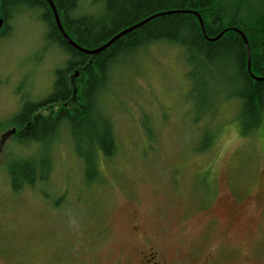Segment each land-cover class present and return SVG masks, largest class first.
Wrapping results in <instances>:
<instances>
[{
    "label": "rangeland",
    "instance_id": "374dc122",
    "mask_svg": "<svg viewBox=\"0 0 264 264\" xmlns=\"http://www.w3.org/2000/svg\"><path fill=\"white\" fill-rule=\"evenodd\" d=\"M129 1L77 0L72 13L95 20ZM245 1L264 8V0ZM22 6L0 34L1 122L17 112L21 99L50 94L55 68L68 58L50 40L42 10ZM179 51L148 43L112 67L103 104L116 152L98 157L91 183L65 125L51 144L5 138L0 264H138L143 246L190 264H264V114L256 131L241 134L240 104L229 96L232 77L226 97H197ZM50 106L56 104L38 112L46 115ZM31 154L51 157L52 170L46 180L13 191L8 164Z\"/></svg>",
    "mask_w": 264,
    "mask_h": 264
},
{
    "label": "trees",
    "instance_id": "16d2710c",
    "mask_svg": "<svg viewBox=\"0 0 264 264\" xmlns=\"http://www.w3.org/2000/svg\"><path fill=\"white\" fill-rule=\"evenodd\" d=\"M57 8L58 17L68 36L82 47L96 48L106 43L110 37L133 23L144 19L158 11L191 10L200 14L204 24L206 37H215L225 28L218 40H207L203 36L198 18L189 12L170 13L157 16L133 31L116 39L109 47L95 55L83 54L72 48L61 37L55 26L51 8L42 0H0V34L6 29L7 22L14 13L24 11L22 5L34 8L35 3L42 10L41 17L48 27L49 38L58 43L62 51L68 55L61 68H55L54 82L50 94L38 100L22 99L19 110L6 119V126L23 125V134L14 136L15 143H46L56 140L57 127L65 125L70 129L74 143V153L83 165L87 183L96 179L98 157H112L115 154L116 139L110 116L104 106V89L109 82V72L117 64L126 62L141 47L148 43H167L178 47L179 61L184 66V74L188 78L190 91L197 97L225 95L228 89L227 77H232L234 91L229 96L236 98L240 104L239 118L241 134L248 135L256 131L264 114V80H255L247 71L245 47L241 36L234 28L239 29L248 40L250 48V71L257 77H264V8L247 3L245 0H132L109 6L110 15L97 19L85 13L73 14L77 0H52ZM246 3L247 7H242ZM249 10V15H243ZM111 24V25H109ZM226 53V54H225ZM127 56L123 59V57ZM227 58L234 61L232 68L227 63L218 64L217 60ZM79 73L74 84L76 93L74 105L67 108L60 106L46 115L34 114L37 109L47 104L60 103L72 96L68 89L66 75ZM102 69L104 70L102 72ZM228 97V96H227ZM203 99V98H202ZM199 100L198 105L204 103ZM206 106V105H205ZM201 108L196 111L200 112ZM31 115H34L32 119ZM32 119V120H31ZM31 120L28 128L26 123ZM0 122V129L6 128ZM56 137V138H55ZM211 141V136L209 137ZM46 141V142H45ZM36 161V162H35ZM51 157L45 156L35 160L18 156L10 160L8 172L13 191L25 185L32 186L36 181L48 178ZM51 169V170H50Z\"/></svg>",
    "mask_w": 264,
    "mask_h": 264
},
{
    "label": "water",
    "instance_id": "95a60500",
    "mask_svg": "<svg viewBox=\"0 0 264 264\" xmlns=\"http://www.w3.org/2000/svg\"><path fill=\"white\" fill-rule=\"evenodd\" d=\"M48 3V0H45ZM48 5L51 8V12H52V16L54 18L55 21V25L57 27V30H59V32L62 35V38L65 40V42H67L72 48H75L77 51L83 53V54H89V55H95L98 52L104 50L105 48L109 47L110 44H112L113 42L116 41V39L120 38L122 35L133 31V29L138 28L139 26L145 24V22L152 20L153 18H157V16H161V15H169L170 13H182V12H189V13H193L197 16L198 18V22L199 25L201 27V31L204 37H206L205 35V29H204V24H202V20H201V16L198 12L191 11V10H176V9H170L167 11H158L157 13H153L149 16H146L144 19L133 23V25H130L124 29H121L120 32H118L117 34L113 35L112 37L109 38V40L106 43H103L102 45L97 46L96 48H87V47H82L80 46L77 42H75L73 39H71L68 34L66 33V31L63 29L62 24H61V20L58 17V13H57V8L54 5L53 1L51 4L48 3ZM53 5L55 6V11H53ZM2 19L0 18V26L2 24ZM58 21V22H57ZM227 29H231V28H225L224 30H222L218 35H216L215 37H206L207 40H211V41H215L218 40L220 38V35L226 31ZM235 31L241 36L242 41H243V47H245V55H246V59H247V71L249 72V74L251 75V77L257 81L259 80H264L263 76H255L251 71H250V64H251V59H250V48L248 47V40L246 35H244L239 29L234 28ZM79 73L78 70H75L74 74L77 75Z\"/></svg>",
    "mask_w": 264,
    "mask_h": 264
},
{
    "label": "flooded vegetation",
    "instance_id": "af4514ba",
    "mask_svg": "<svg viewBox=\"0 0 264 264\" xmlns=\"http://www.w3.org/2000/svg\"><path fill=\"white\" fill-rule=\"evenodd\" d=\"M43 2H47V1H45V0H42ZM37 4L35 3V5L34 6H36ZM38 7V6H37ZM39 9H41L40 7H38ZM85 13H83V15H84ZM56 26V25H55ZM57 28V27H56ZM57 31H59V30H57ZM60 33V32H59ZM61 34V33H60ZM68 34V33H67ZM61 37H62V35H61ZM65 41V40H64ZM58 44V43H57ZM75 70L76 69H74V71L73 72H75ZM78 75V74H77ZM77 75H75L74 73H69L68 75H66V79H68V89H69V91L71 92V94H72V96L70 97H68V99H66V100H64V101H61L59 104L60 105H58V103H50V104H47L48 106L49 105H53V104H56V106H55V109L54 110H57L60 106H66L67 108H69V107H71L72 105H74V96H75V93H76V88H75V84H74V81H75V78H76V76ZM22 103V99L20 100V104H19V107H18V109H17V111L19 110V108L21 107V104ZM46 105V106H47ZM46 106H43V107H46ZM50 111L49 112H51V110H53V106L51 107L50 106ZM39 111V109H37V112L36 113H34L35 115L36 114H38L39 115V113L40 112H38ZM42 114V113H41ZM43 115V114H42ZM32 117V119H34V115H31ZM9 117H11V116H9ZM31 119V120H32ZM8 120V119H7ZM31 120L30 121H28L27 123H26V128H28L29 127V125H30V123H31ZM1 122V121H0ZM4 123H5V126H6V121H4ZM23 125H25V124H11L10 123V125H8L10 128H8L7 130L11 133L10 135H8L6 138H8L9 136H12V137H14L15 135H18V136H20V135H22L23 134ZM8 126H6V127H8ZM1 130V129H0ZM134 228V227H133ZM146 240H149L148 238L146 239ZM152 246H148L147 248H145L144 246H143V251H140L139 252V260H138V264H190L189 263V261H179V259L178 258H175V257H177V255H175L173 258H172V260H166L164 257H163V251L162 252H158V250H156V249H154V248H151ZM145 249L147 250V252L145 251ZM208 262H210L208 259H205V262L203 263V264H208ZM109 264V263H108ZM118 264H135V262L133 261V260H126V261H119V263ZM191 264H194V263H191ZM210 264H212L211 262H210Z\"/></svg>",
    "mask_w": 264,
    "mask_h": 264
},
{
    "label": "snow or ice",
    "instance_id": "6c2138e0",
    "mask_svg": "<svg viewBox=\"0 0 264 264\" xmlns=\"http://www.w3.org/2000/svg\"><path fill=\"white\" fill-rule=\"evenodd\" d=\"M48 3L49 4H51L52 3V0H48ZM53 11H55V6L53 5ZM58 22V21H57ZM226 54V53H225ZM49 55L52 57V58H57L58 57V55H59V53L58 52H56V51H51L50 53H49ZM104 70L102 69V72H103ZM45 95H47V93H45ZM11 133L7 130V129H5V130H3V131H0V144H3L4 143V140H5V138L8 136V135H10Z\"/></svg>",
    "mask_w": 264,
    "mask_h": 264
}]
</instances>
